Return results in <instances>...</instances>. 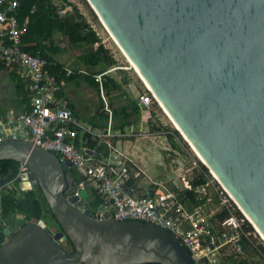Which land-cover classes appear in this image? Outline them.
I'll return each mask as SVG.
<instances>
[{
	"label": "water",
	"instance_id": "obj_1",
	"mask_svg": "<svg viewBox=\"0 0 264 264\" xmlns=\"http://www.w3.org/2000/svg\"><path fill=\"white\" fill-rule=\"evenodd\" d=\"M87 1L264 237V0ZM23 138L20 122L0 117V161L27 167L17 188L28 191L33 180L56 226L22 214L11 229L0 224V264H193L169 233L90 207L85 184L72 195L69 162ZM234 246L246 250L242 240Z\"/></svg>",
	"mask_w": 264,
	"mask_h": 264
},
{
	"label": "built area",
	"instance_id": "obj_2",
	"mask_svg": "<svg viewBox=\"0 0 264 264\" xmlns=\"http://www.w3.org/2000/svg\"><path fill=\"white\" fill-rule=\"evenodd\" d=\"M50 4L58 18L65 17L69 12L63 0H51ZM17 6L18 0H0V63L25 78L29 97V110L15 120L24 127L23 140L52 152L60 161H68L70 168L77 172L82 181L71 194L78 195L85 184L87 195L89 190L92 191L102 201L112 220L137 221L169 233L186 249L193 264H219L223 251L232 261H239L247 251L256 249L257 245L251 238L254 231L248 228L244 218L223 206L219 210L205 211L213 201L207 191L209 181L203 176L202 184L192 185L194 178L188 177L187 170L179 162L180 152L167 141V133L157 136L161 137L158 143H149L153 148L152 163L161 170V174L155 177L140 166V157L132 154L134 145L124 146L128 141L126 138L138 131L135 132L132 125L123 129L111 127V113L106 108L102 89V78L108 75L110 69L92 75L104 103L103 110L107 113L105 126L95 129L74 116L64 98L57 97L63 84L49 71V67L56 65L55 62L22 50L21 38L26 24L18 22ZM61 69L66 76L71 74L69 69ZM152 100L154 98L145 88L141 94L134 96L140 118L145 122L150 119ZM76 139L79 140L78 146L74 144ZM88 140L95 144L94 148L85 145ZM142 140L141 137L133 139L137 143ZM97 147L104 148L105 154L97 153ZM26 173L27 167L19 163L15 176L0 186V195L19 190L17 181ZM29 183L32 189L34 181ZM19 192H15V197L19 196ZM186 192L193 193L197 202L195 205L190 204ZM222 210L227 212V216L219 218ZM14 216H3L0 207V224L4 227L12 228ZM238 240L246 246L241 254L234 246Z\"/></svg>",
	"mask_w": 264,
	"mask_h": 264
},
{
	"label": "trees",
	"instance_id": "obj_3",
	"mask_svg": "<svg viewBox=\"0 0 264 264\" xmlns=\"http://www.w3.org/2000/svg\"><path fill=\"white\" fill-rule=\"evenodd\" d=\"M50 1L51 0H18V6L16 9L17 20L19 23L26 24L25 34L21 38L22 50L30 54L38 55L47 61H54L52 56L59 52V49L54 45L52 39L55 33H58L61 37H65L67 44L70 47L77 48L80 45H94L95 48L92 52L79 55L76 59L86 69L97 68L96 72L89 73L83 71L84 73H80L79 71L82 70H70L71 74L66 76L65 71L61 69V65L55 61L54 62L56 65L54 67H49V71L51 74L55 75L57 81L62 82L63 86L65 83H68L72 80H74L76 83H78L80 80H83L86 81L87 85H89L91 88L95 89L96 93L98 94V87L93 81L92 75L104 71L107 66L113 63L112 58L106 55V51L100 44L98 36L94 31H92L89 25L85 23L83 18L73 7L72 11L67 13L65 17L58 18L54 13V8L51 6ZM0 64L3 65L2 63ZM10 70L12 75H16L14 69L10 68ZM21 80L22 79L20 77H17L16 91L18 93L23 86ZM122 82L126 83L125 76H123ZM25 83V85H27L26 81ZM63 86L61 91L57 94V97H62ZM118 88L119 85L114 82L111 77L104 76L102 78V89L105 92L104 94L108 95L110 90H117ZM20 103L23 106L24 113L27 112L29 110V97L27 89H25V91L22 93ZM110 113L111 127L113 129H123L126 126L132 125L138 120L139 117L138 108L134 101H131L127 105L121 106L119 108H112ZM101 115L104 116L105 123L95 121L96 118ZM106 121V114L96 112L89 124L95 129H101L105 126ZM151 130L153 129L151 128ZM167 138L171 139V135L167 134ZM74 144L75 146H78L79 140L76 139ZM85 145L90 149L94 148L95 146V144L89 140ZM95 151L101 155L105 154L104 152H101L100 148L98 147L95 148ZM17 165V163L11 160L0 161V176L5 180V182L11 180L15 176ZM202 171L205 172V169L202 168ZM68 176L72 180L71 184L73 188H76L77 185L82 181L77 172L72 168L68 170ZM203 181V175L199 174L191 181V183L193 186H197L202 184ZM35 190L40 194L37 188ZM185 195L190 204L195 205L197 203L193 199L192 192H186ZM89 197L91 198V201H88L90 207L102 205V201L97 196H94L93 192L90 190L88 191V198ZM41 199L44 203V206L41 205L39 198L36 196L33 190L22 192V194H19L18 197H15V192L13 191L3 192L0 195V207L2 214L3 216L22 214L24 216L25 222H36L49 217L56 226V221L50 214L42 196ZM184 201L185 200H182V202ZM235 214L239 217L238 212H235ZM226 216L227 212L225 210H222L218 214L219 218ZM4 240V236L0 231V245L4 242ZM66 244L69 246L68 243ZM230 264H247V262L239 260L232 261Z\"/></svg>",
	"mask_w": 264,
	"mask_h": 264
},
{
	"label": "rangeland",
	"instance_id": "obj_4",
	"mask_svg": "<svg viewBox=\"0 0 264 264\" xmlns=\"http://www.w3.org/2000/svg\"><path fill=\"white\" fill-rule=\"evenodd\" d=\"M63 2L68 6L69 12L72 11L73 7L83 18L85 23L88 24L89 27L96 32L100 44L106 51V55L111 57L113 60V63L107 66L105 70H111L107 76L111 77L114 82L119 85V88L117 90H110L108 95L104 94L106 108L111 111L112 108H119L121 106L127 105L131 101H134V96L137 94H141L144 91L145 87L136 72L133 70L132 66L127 61L126 57L119 50L115 42L112 40V38L100 22L99 18L96 16L94 11L90 8L86 0H63ZM54 41L56 44L63 45L61 52L56 54L57 56L55 58L57 59L55 61L61 63V65L71 71L87 70L82 66L81 63L77 61L76 58L79 55L92 52L95 48L94 45H80L77 48L70 47L67 44L66 38L61 36L55 37ZM88 71L89 73H94L97 71V68L88 69ZM123 76H125L126 83L122 82ZM71 89V95L74 98L73 102L77 101V98L82 99V105L86 106L87 108L79 112V120L85 123L90 122L94 117V112L97 109L103 108L104 103L100 99L99 95L96 93V90L93 88L90 89L91 97L88 98L86 96V91L88 90L87 85L77 84L74 85V87H72ZM68 93L70 92L68 91ZM103 93L105 92L103 91ZM158 106L159 105H157V103L152 100L151 108L149 109L150 119L145 122V120L143 118H140L139 115L138 120L134 122L139 123L137 129L134 128L135 132H137L136 130H139L138 133H133V136H130L126 139L132 141L136 137H141L143 138V140L148 141L149 143H158V141L161 140V137L157 136H162L161 134L163 133L170 134L171 139L167 138V141L170 143L171 146H174V148H176L180 152L181 156L179 162H181L183 168L187 170L188 177L196 178V176L202 174L205 178H207L206 180L209 181L207 191L212 196L213 201L211 205L206 206L205 211L208 212L209 210L214 209L219 210L223 206L226 207L232 213L238 212L239 216L242 217L240 212L236 209L235 205L221 191V186H219L220 184L212 179L213 175L208 172V170L204 167V164H202V162L193 152L191 146L173 128L171 123L166 118L165 114H163V111H161V108ZM99 112L101 114H104L102 110H100ZM95 121L105 123V118L101 115L97 117ZM151 128L153 130H151ZM143 131L145 132V137L141 136V133ZM100 151L104 153L106 152V150L101 147ZM149 168L151 169L153 176L158 177L159 174H161V170L154 166V163L151 162ZM202 168L205 169V172L202 171ZM35 189L36 188L34 187L29 190H33V192L39 198L41 205L44 206L40 194ZM15 192H19V190H15ZM19 194H22V192H19ZM88 201H91L90 197L88 198ZM42 221L45 222L48 228L55 229V225L52 219H50L49 217L44 218V220L42 219ZM246 224L248 223L246 222ZM248 226L249 228H251L249 224ZM253 234L251 235V238L254 244L257 245L256 249L252 248V250L247 251L243 256L240 257L242 260H246L247 264H264V242L262 239V241L260 240V236L258 237V235L256 234H254L253 236ZM64 247L65 249H68L67 245H64ZM224 253H226V251H223L220 254L221 262L219 261V264H230V262H232L231 257L229 259V257L226 256ZM214 264L218 263L215 262Z\"/></svg>",
	"mask_w": 264,
	"mask_h": 264
},
{
	"label": "crops",
	"instance_id": "obj_5",
	"mask_svg": "<svg viewBox=\"0 0 264 264\" xmlns=\"http://www.w3.org/2000/svg\"><path fill=\"white\" fill-rule=\"evenodd\" d=\"M57 36H60V35L58 33H55L53 35L52 39H53L54 45L59 49L58 53H60L62 48H63V45L55 43L54 38ZM56 56H57L56 54L52 56L54 61L57 59V58H55ZM55 62L61 65V63H59V62H57V61H55ZM61 67L66 68L63 65H61ZM10 68L11 67H8V66L6 67V66L0 64V117H5L7 114H10L13 118H16V117L24 114L23 106L20 103V101L22 98V93L27 88L25 85L26 84L25 78L23 76L16 74V73H15L16 75H12L10 73V71H11ZM66 69H68V68H66ZM82 71L89 72L88 69L82 70ZM17 77L18 78L20 77L22 79L21 83L23 84L22 89L19 90V93L16 91ZM78 83L80 85H83V84L87 85L86 81H83V80L78 81ZM78 83H76L74 80L69 81L68 83H65L63 86L62 98H64V100L67 102V105L72 110L74 116L79 120V112L82 110H85L87 108H86V106L82 105V99L77 98V101L73 102L74 98L72 97L70 90H72L71 88L74 87V85H77ZM87 89L88 90L86 91V96L88 98H90L91 97L90 96L91 87L89 85H87ZM68 91L70 93H68ZM81 107H82V109H81ZM100 110H102L104 112V114L107 115V113L103 110V108L97 109L94 112V114L96 112H99ZM82 123H84L86 125H90L89 122L88 123L82 122ZM138 125H139L138 122L132 124L133 128H136V129H137ZM137 131H139V130H137ZM141 136L142 137L146 136L144 131L141 133ZM132 145H134V148L132 149V154L137 158L140 157V161H141L140 166L144 170H146L148 173L152 174V171L149 168V166H150V163L152 162L151 151L153 150V148H151V145L149 144V142L142 140V141H138V143H137V142H134L133 140L130 141L128 139V141L124 143L125 147H130ZM147 149L149 150V152L147 151Z\"/></svg>",
	"mask_w": 264,
	"mask_h": 264
},
{
	"label": "bare ground",
	"instance_id": "obj_6",
	"mask_svg": "<svg viewBox=\"0 0 264 264\" xmlns=\"http://www.w3.org/2000/svg\"><path fill=\"white\" fill-rule=\"evenodd\" d=\"M86 2L88 3V1L86 0ZM88 5L90 6V8L92 9V6L88 3ZM93 10V9H92ZM95 13V12H94ZM100 20V19H99ZM101 22V20H100ZM102 23V22H101ZM103 25V23H102ZM104 26V25H103ZM105 28V26H104ZM106 29V28H105ZM106 31L108 32V30L106 29ZM108 34L110 35V37L112 38V40L115 42L114 38L111 36V34L108 32ZM115 44L117 45V43L115 42ZM118 46V45H117ZM119 50L122 52V50L120 49V47L118 46ZM123 53V52H122ZM123 55L125 56V54L123 53ZM126 57V56H125ZM127 61L129 62V64L132 66L133 70L136 72V74L138 75V77L140 78V80L142 81L144 87L146 90H148L153 98L155 99L154 101L157 103V105H159L158 107L161 108V111H163V114H165L166 118L168 119V121L171 123V125L173 126V128L184 138V140L191 146V144L185 139V137L182 135L181 131L179 130V128L177 127V125L173 122V120L170 118V116L168 115V113L165 111V109L162 107V105L159 103V101L155 98V96L153 95L152 91L150 90L149 86L147 85V83L145 82V80L143 79V77L140 75V73L138 72V70L133 66V64L128 60V58L126 57ZM193 152L196 154V156L199 158V160L202 162V164H204V166H206V164L204 163V161L202 160V158L198 155V153L194 150V148L191 146ZM210 172V171H209ZM211 173V172H210ZM212 174V173H211ZM213 175V174H212ZM214 181L218 180L216 179V177L213 175L212 176ZM220 184V183H219ZM218 184V185H219ZM219 186L220 189L222 190V192L226 195V197L235 205L236 209L240 212V214L242 215V217L245 219V221L248 222V224L251 226V228L253 229L254 233L256 235H258V237L260 238V240L262 239L264 242V237L262 236V234L259 232V230L254 226V224L250 221V219L241 211V209L238 207V205L235 203V201L232 199V197L230 196V194L223 188V186L220 184ZM223 188V189H222ZM231 199H230V198ZM261 240V241H262Z\"/></svg>",
	"mask_w": 264,
	"mask_h": 264
},
{
	"label": "flooded vegetation",
	"instance_id": "obj_7",
	"mask_svg": "<svg viewBox=\"0 0 264 264\" xmlns=\"http://www.w3.org/2000/svg\"><path fill=\"white\" fill-rule=\"evenodd\" d=\"M69 180H70V183H71L72 180H71L70 177H69ZM71 186H72V184H71ZM71 186L69 187L70 189H71ZM61 244L67 245L66 243H63V242H62ZM61 244H60V245H61ZM64 245H61L62 248H63L64 250H66V251H70V247L67 245V246H68V249H65Z\"/></svg>",
	"mask_w": 264,
	"mask_h": 264
}]
</instances>
